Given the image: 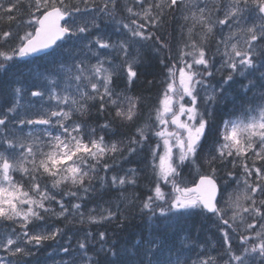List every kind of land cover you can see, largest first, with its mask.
Instances as JSON below:
<instances>
[{
    "label": "snow or ice",
    "instance_id": "6c2138e0",
    "mask_svg": "<svg viewBox=\"0 0 264 264\" xmlns=\"http://www.w3.org/2000/svg\"><path fill=\"white\" fill-rule=\"evenodd\" d=\"M117 3L118 0H100L99 4L97 0H26L22 6L21 0H0V20L6 19L10 23L17 19V13H27L16 26L17 30L24 29L23 34L19 31L14 33L11 29L0 33V69L7 66L5 62L55 51L63 48L66 40L86 36L92 27L99 29L93 13L98 11L112 16ZM135 5L138 7L125 5L131 19L130 22L120 21L118 29L125 30L131 40L124 39L113 44L110 38L97 34L94 43L98 49L110 50L105 53V59H99V52L93 51L90 43L84 44V48L97 56L95 64H90L87 54L78 62L73 57L72 66L67 68V79L75 81L76 95H53L52 98L57 100L56 110L38 113L36 118L16 120L21 131L25 125L41 126L37 131L18 137L8 130L10 117L0 115V128L4 129V134L0 135V221H14L19 227V231L13 228L11 233L0 234V251L11 257L7 264H28L25 258L33 255V250H39L45 242L63 235L59 228L37 230L41 226L36 222L43 221L45 214L53 211L51 202L59 205L57 218L67 219L69 209L63 199L57 198L53 189H60L61 197L79 198L80 191L88 193L92 190V181L96 179L98 169L108 171L106 158L111 155L115 159L116 154L124 151L121 142L106 143L103 135L97 136L95 128H88L84 121L74 119V115L87 116L93 107L101 114L107 112L111 115L114 111L113 120L135 125V134L128 140V154L135 153L137 146L143 147V141L148 136L144 126L136 125L140 98L115 88L114 77L119 75L117 69L121 68L131 85L137 77L133 65L138 57H131L130 48L138 41H154L161 50L167 48L157 31L163 26L166 15L180 12L182 19L186 23L191 21V24L187 27L184 48L179 53L182 65L177 69L179 84L177 86L176 72L173 71L176 66L173 65L168 68L170 79L155 110L158 125L164 127L155 131L154 135L163 140L164 152L158 155L159 144L153 149L155 182L152 194L142 203L141 211L155 216L158 209L159 216L163 218L192 212L206 214L209 219L215 218L223 244L227 246L228 260L225 264H255L257 257L260 264H264V167L257 164V161L264 162V93L259 104L245 110L247 119L225 122L224 134L206 150L207 132L211 127L209 117L214 113L207 108L201 110L198 91V88L207 89V78L213 76L214 57L208 56L207 45L217 27L223 32L224 26H228L230 33L217 41V45L223 44L225 49L222 67L230 70L222 85L232 81L236 72L244 75L257 69L256 56L258 53L264 55L257 44H264V0H229L222 18L216 15L221 10L219 0H135ZM253 12L261 23L248 26L247 17ZM12 37L18 42L14 47L7 48ZM111 50L115 51V56L109 58ZM67 55L72 57L73 54L70 51ZM116 57L123 63L115 64ZM161 63L164 61L161 60ZM261 80H264V75ZM249 84L253 89L257 87L255 81ZM21 91L20 88L15 89L17 95ZM224 91L223 86L219 93L213 90L212 95L206 97L207 103H219L224 99ZM43 95L40 90L31 91L32 97ZM60 105L68 107L65 109ZM7 111L15 113V106ZM168 125L174 126V130L168 131ZM110 127L111 122L101 125L103 129ZM174 147L179 149L178 154L173 153ZM249 153L252 164L248 163ZM156 159L159 160L158 165ZM197 160L203 162L198 168L207 165L211 174L200 175L193 186L183 185L181 167L186 162L196 164ZM238 163L242 178L232 172L228 175L238 184L242 183L243 187L239 191L228 192L216 179L218 166L231 164L236 167ZM15 172L23 174L27 187L15 180ZM134 175V170L124 176L113 175L111 187L134 185ZM44 178H50L51 188ZM169 184L172 193L166 194L163 186ZM63 185L68 186L67 190L61 187ZM71 208L78 211L81 204H71ZM80 215V222L83 223V214ZM118 218L116 212L109 210L107 215L89 216L88 223ZM29 225L33 227L29 228ZM233 234L239 239V252L231 244ZM91 235V232H86L78 240L77 249H73L70 243L62 248L71 258L68 264H99L88 255ZM99 239L106 242V233L100 232ZM161 249L159 241L149 240L139 264H173L171 259L158 258ZM77 250L78 254L74 256ZM101 251L105 255L103 264H126L115 242L109 244L106 250L102 245ZM196 255L191 264H217L216 258L205 251Z\"/></svg>",
    "mask_w": 264,
    "mask_h": 264
},
{
    "label": "rangeland",
    "instance_id": "374dc122",
    "mask_svg": "<svg viewBox=\"0 0 264 264\" xmlns=\"http://www.w3.org/2000/svg\"><path fill=\"white\" fill-rule=\"evenodd\" d=\"M22 4L26 2V0H21ZM100 0H97V3L99 4ZM151 2V0H150ZM220 2V12L216 13V15L223 17L224 9L227 7L229 0H219ZM125 5L138 7L135 5V0H118L117 7L115 12L112 16L103 15L100 12H94L93 15L96 16V21L100 25L99 29L92 27V30L86 35L81 37H73L71 40H66L64 42V47L60 49H56L52 54H49L46 57H43L40 61L32 60L29 57L24 59H15L11 62H5L7 66L3 69H0V72H4V80L1 76V80L4 84L0 85L4 87L3 96H0V115H8L11 119V122L8 124V130L11 132H14L16 136H27V134L30 131H37L40 127L37 126H23L22 131L20 130V126L16 123L17 119L20 118H26V117H32L36 118L38 113H45L52 110L57 109V100L52 98L53 95H58L63 97L64 95H76L75 92V81L67 79V76L69 75L67 73V68L72 66L73 63V57L79 61V59H82L84 55L89 56V62L90 64H95L97 62V56L91 55V53H88V49L84 48V44L90 43L92 44L93 51L99 52V59L103 60L105 59V53H108L110 50H104V49H98V47L95 45L94 40L97 36V34H102L105 37L110 38V42L113 44L118 43L121 40L127 39L131 40L132 38L130 35L127 34L125 30H118L120 29V21L124 22H130V17L127 14L125 10ZM19 16V14H18ZM24 16V14H23ZM27 14L25 15V17ZM86 18L90 20V17L85 14ZM20 17V16H19ZM24 18H21L23 20ZM248 26H251L253 23L260 24L261 21L258 18V15L253 12L250 16L247 17ZM164 23L166 24L167 29L162 33L159 32L158 36L165 42V44L169 47L171 45H175V54H176V82L177 86L179 84L178 81V71L177 69L182 66L179 61V53L182 48H184V44L187 38V27L191 24V21H188L187 23L182 19V16L180 12H176L175 14L169 13L165 16ZM91 27V24L89 25ZM23 28L19 29V34H23ZM235 30V26H233V31ZM197 31H199V26H197ZM162 33V34H161ZM229 27L224 26L223 32H221L220 27H217L215 29L214 35L209 39L207 48H208V56L214 57V60H212V71L213 76L207 78L209 82V86L207 89H200L198 88L199 95L201 98L202 103L199 105L201 110L203 111L205 108L209 112L212 111V107L215 105H218L220 102L223 101H231V113L228 115V117L223 116L221 120L218 122V125L220 127V134L221 136L224 134V123L229 120H237V119H247L245 115V110L249 107H255L257 104H259L260 96L262 93H264V87H260L261 84H259V81L261 80L262 75H264V55H261L260 53L256 56V62H257V69L255 71L246 72L244 75H241L239 72H236L233 74L232 81L228 82L226 85H222L223 79L226 77L229 69L222 67L223 64V52L225 51L223 44L217 45V41L221 40L222 38H226L229 36ZM18 41L14 38H12L11 41L6 45L7 48L14 47L15 44ZM173 42V44H172ZM234 41H229V43ZM258 48L260 52H264V44H260L257 42ZM158 44H155L157 46ZM219 47V51L217 50ZM83 49V51H81ZM72 52V57L67 55V53ZM130 54L131 57H138L136 62L133 65V70L136 71V68L138 66L144 65L147 60L144 57L146 54H152L155 52V48L151 41H138L133 45V47L130 48ZM112 56H115V51L111 50L109 58ZM152 55H148V57H151ZM147 57V58H148ZM187 59H190L187 58ZM115 64H122V60L119 57H116ZM136 67V68H135ZM119 75L117 77H114V80H118L119 84L126 85L128 84L127 78H126V72H124L121 68L117 69ZM259 71L260 75H258L256 78L255 83L257 85L256 88H251V85L249 84L250 81H253V78H249L250 75H254ZM170 79V77H169ZM121 80H125L124 82H121ZM55 81V83H53ZM167 80L166 82H168ZM223 86L224 91V99L220 100L219 103L214 104H208L206 101V97L212 95L213 90H215L216 93H219L220 87ZM20 88L22 89L21 93L17 95L15 93V89ZM34 90H40L44 93L42 97H32L31 91ZM256 92V93H255ZM236 94L238 95V98L236 97ZM254 95V96H253ZM255 97V98H254ZM187 101V98H185ZM3 102V104H1ZM15 106V113H9L7 110L9 107ZM60 107H64L65 109L68 107L67 105H60ZM154 114V118H155ZM74 119H80L79 114L74 115ZM183 119V118H182ZM156 120V119H155ZM210 122V117H209ZM164 126L158 125V122L156 121L153 125V130L158 131ZM168 131L174 130V126L168 125L167 126ZM110 131L107 129L101 128V126L97 129L96 134L97 136L103 135L105 137L106 143H111V141L108 140V134ZM4 134V129L0 128V135ZM157 137V136H156ZM160 142L162 143V147L158 150V155H162L164 152V145L163 140L160 137H157ZM172 143L175 144V141L172 140ZM179 149L174 147L173 153L178 154ZM250 157L248 159V163L252 164V158L251 153H249ZM138 159L141 160V162L133 163L135 166H124L120 169V171L117 173L120 176H124L125 174L129 173L130 170H134V178L137 181L142 174H146L149 171L153 172V155L146 157L140 156ZM231 159V158H229ZM147 163L148 169L142 170L145 168L143 166V163ZM155 163L158 165L159 160L156 159ZM188 163V168H181V182L183 185L187 186H193L194 182L197 180V178L206 173H210L208 166L204 165L203 167H199L198 165L202 164L203 162L201 160H197L196 164H192L191 162ZM257 164L261 167H264V162L257 161ZM239 165V163L237 164ZM228 167H232L231 164H227V166H218V171L216 173V179L219 181L220 186L222 188H227L228 192H235L242 189L243 185L238 184L233 177L228 175ZM232 171V170H231ZM150 172V177L152 179H155L153 173ZM116 174V175H117ZM237 176H240L242 178V170L241 167L237 172H234ZM14 175V174H13ZM113 176V175H112ZM106 179L107 184L111 186V178ZM105 180L104 177H100L96 179L94 186L100 187L104 186ZM168 187L172 193L171 185H165ZM165 191V188H163ZM130 192H132L130 190ZM166 193V192H165ZM174 194V193H173ZM123 205L121 204V201L119 200H113L106 204L105 209L108 211V208H115L120 211H123L122 209ZM102 211L98 214H93V212L88 209L84 210V212H77V215L85 214V218L88 221L89 216H97L100 214L102 215ZM157 209V213H158ZM151 215V213H148ZM197 217L196 219H198ZM179 219L178 215L174 218L168 219L169 222L172 224L177 222ZM55 218H52L51 224L46 223L45 221H37L36 224L40 225L37 230L39 231H47L59 228L63 235L61 237H57L56 240H49L45 242L40 248L46 249H40L39 250H33V255L37 254L36 258H33L32 255L29 257H26L25 259L28 261L29 258H32V261H28V264H68L69 260L71 259L67 253H64L62 251L63 247H68L69 243L73 249H77V243L78 240H80L86 232H91L94 234L93 231L99 230L96 234L99 237L100 232H104L107 230L106 228H109L110 226H101L99 228L93 229V226L91 228H86L84 226H80L78 224H73L69 222H66L64 224H59V222H54ZM210 223L213 226H217L218 223L215 222V218L209 219ZM15 224V225H13ZM13 224H11L10 228H3L1 226L0 234L5 233H11L13 228H16L17 231H19L18 225L13 221ZM197 228L203 227V224L200 225L197 223ZM33 225H29V228H32ZM117 228V226L113 224V228ZM211 229L213 230L210 225H207L203 229ZM181 231H175L173 234L175 236L168 235L167 233L162 236V239L157 240L162 244V249L158 253V258L161 260H168L171 259L173 264H184L185 261H187V264H191L192 260H195L197 258V253L201 251L207 252L209 255L214 256L217 260V264H225V262L228 260V256L226 255L227 252V246L223 244V238L220 236L219 240L216 241L214 238H212L207 233V238L203 240V238H198L197 241L192 245V241L190 239L187 241V243L184 242L183 237L180 235ZM222 234V233H221ZM153 240V239H152ZM156 240V239H155ZM108 241V239H106ZM142 243L141 249L139 250V258L134 264H139V260L143 258V250L146 246L147 242ZM98 244L105 245V242L100 241V239L96 242ZM220 243V244H217ZM231 244L233 246V249L237 252L240 251V244L239 239L237 238L236 234L232 235L231 238ZM90 245V242H89ZM90 250V247L88 248V252ZM78 250L76 253H73V255H77ZM7 254H5L3 251H0V264H7V261L10 259ZM206 258V257H201ZM255 264H260V260L257 257Z\"/></svg>",
    "mask_w": 264,
    "mask_h": 264
},
{
    "label": "trees",
    "instance_id": "16d2710c",
    "mask_svg": "<svg viewBox=\"0 0 264 264\" xmlns=\"http://www.w3.org/2000/svg\"><path fill=\"white\" fill-rule=\"evenodd\" d=\"M21 5L23 6L22 1ZM18 14L20 17L18 16ZM26 14L27 13L24 11L17 13V19L10 23L6 19L0 20V33L9 29H11L14 33L19 31L17 30L16 26L20 23L21 18H25ZM166 29V25H164L157 31V35L159 32L163 33ZM20 32L22 31H19V33ZM12 38H10V41L12 40ZM151 43L155 48V52H153L152 54L144 55L147 57L148 55L152 56L148 58L144 57L146 58L147 62L142 66H138L137 68L135 67L137 77L134 79L133 83L131 85H121L119 84L118 80H114L115 84L113 85L115 88L122 92L126 91V93L130 96L140 98V114L136 121V125L145 127V132L148 136V139L146 141H143L142 148L137 146V151L129 155L127 151V145L128 140L135 134V125H124L121 124L119 120H113L114 111L111 113V115L107 112L101 114L97 111L96 108H91L89 115L80 117L79 120L84 121L88 128H95L96 131L102 124L111 122V127L107 129L108 131H110V133L108 134V140L111 142H121V146H123L124 151L122 153L116 154L115 159H113L111 155L106 158L107 163L109 164V169L107 172L103 171L102 169H98V175L96 179L104 177L106 183L104 186L102 185L100 187H95L94 183L96 179H94L92 181V190H90L88 193L80 191L79 198L72 196L61 197L60 189H53V191H55L57 194V198L64 200L65 206L69 209V213L67 215V219L57 218V214L60 211L59 205L55 202H51L50 208L53 211L45 214V219L43 220L46 223L53 225L51 224V221L52 218H55L54 222H59V224H64L71 221L70 223L78 224L86 228H91L93 226V229H97L101 226H110L109 228H106L107 230L104 231L106 233V239H108V241H106L105 245L103 246L106 250L109 244L115 242L121 252V258L126 262V264L136 263L139 258V250L141 249L143 242L152 239L160 240L166 233L170 235V237L175 236L173 232H175L176 230L181 231L180 235L184 238L182 240H184L185 243H187V241L190 239V241H192V245L197 241L198 238H203V240H205L204 237L207 238V233L216 241L219 240L220 236L223 238L221 232L218 230L219 226L218 228L217 226H213L206 214H198L197 212L184 213L182 215H178L179 219L177 220V222L172 224L168 221V219H171L172 217L174 218L177 215L170 218H163L160 217L158 213L153 216L146 212H142V203L147 200L149 195L152 194L151 190L155 182V179H152L150 177V172L152 171H149L144 175L142 174V176L139 177L134 185L128 184L124 188H114L107 184L106 179L112 175H116L122 167L129 164L130 166H135L133 163L141 162L138 157L144 155L147 159L148 156L153 155V149H156L157 144H159V148L162 147V143L156 137V135H154L155 131L152 127L154 124L156 126V120L154 118V114H156L155 110L159 107V101L160 99H162V94L166 89V81L169 80L168 68L172 67L173 65L176 66V48L175 45H171V47H167L161 50L159 44L155 46L156 43H154V41H151ZM161 60H163L164 63H161ZM176 67L173 68L174 72H176ZM0 75L3 77L4 72L1 71ZM258 75H260L259 71L254 73V75H250L249 78H253L254 81L257 79L256 77ZM1 76L0 85L4 86L1 80ZM124 81L125 80H121V82ZM259 82V84H263V81ZM3 86L2 88L0 86V96H3ZM249 89L252 90V88ZM236 97L238 98L237 94ZM230 102L231 101H223L222 103L220 102L218 105L212 107L211 112H213L214 115L210 116L209 123L211 127L207 132V142L205 144L206 150L208 148H211L213 143L221 137V126L218 125V122L223 116L228 117V115L231 113L232 103ZM147 163L148 162L143 163V166H145V168H143L142 170H147L149 168ZM181 168H188V163L186 162V164ZM239 168V165H237L236 167L232 166L231 168L228 167V172H237ZM14 177L17 182L24 183L26 187L28 186L27 180L23 177L22 173L16 172L14 174ZM44 179L48 182L49 187L51 188L50 178ZM61 187L64 190H67L68 186L63 185ZM163 188H165L166 194L171 193L170 189L165 185L163 186ZM73 190L79 191L78 189ZM130 190L132 192H130ZM113 200H116L118 202L120 200L121 204L123 205L121 207L122 209H124L123 211L115 208H108V211L110 210L117 213V216L119 217L118 219H114L112 221L105 220L102 223L90 224L85 218L86 215L83 214L84 222H80L82 217L81 215H77V212H84V210L90 209L93 214H98L100 210H104L102 211V215H107L108 211L105 209V206L108 202ZM74 203L81 204V208L78 211L71 208V204ZM99 216L101 215L99 214L98 217ZM197 217L199 218L196 219ZM197 223H199L200 225L203 224L202 229L196 227L198 226ZM113 224L114 226L116 225L117 228H113ZM4 225H7V228H9V225H11V223L7 224L6 222H0V230L1 226H3L4 228ZM207 225H210L213 230L209 228L203 229ZM98 231L99 230L93 231L94 234L89 237L90 250L88 252V255L92 258V260L99 262V264H103L105 255L104 252L101 251V245L96 243L99 240V237L96 235ZM40 249L46 250L44 249V247ZM36 256L37 254L32 255L33 258H36ZM28 261H32V258H29Z\"/></svg>",
    "mask_w": 264,
    "mask_h": 264
},
{
    "label": "water",
    "instance_id": "95a60500",
    "mask_svg": "<svg viewBox=\"0 0 264 264\" xmlns=\"http://www.w3.org/2000/svg\"><path fill=\"white\" fill-rule=\"evenodd\" d=\"M51 50H49L48 52H50ZM48 52H41V53H38V54H35V55H32L33 57H37V56H41L43 54H46ZM198 182V181H197Z\"/></svg>",
    "mask_w": 264,
    "mask_h": 264
},
{
    "label": "bare ground",
    "instance_id": "6f19581e",
    "mask_svg": "<svg viewBox=\"0 0 264 264\" xmlns=\"http://www.w3.org/2000/svg\"><path fill=\"white\" fill-rule=\"evenodd\" d=\"M1 104H3V102H1Z\"/></svg>",
    "mask_w": 264,
    "mask_h": 264
}]
</instances>
